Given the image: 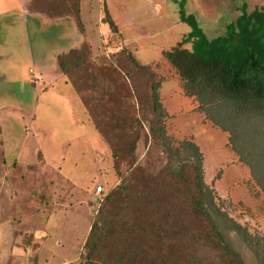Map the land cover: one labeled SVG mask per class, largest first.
<instances>
[{
    "label": "rangeland",
    "instance_id": "374dc122",
    "mask_svg": "<svg viewBox=\"0 0 264 264\" xmlns=\"http://www.w3.org/2000/svg\"><path fill=\"white\" fill-rule=\"evenodd\" d=\"M180 1L80 0L79 44H86L95 63L125 52L139 65H150L161 81L166 134L178 143L192 139L203 155L205 187L223 201L228 217L264 238V197L228 150L227 135L196 111L163 58L190 32L179 19ZM184 1L185 15L195 19L208 40L223 36L243 5L248 13L264 6V0ZM19 11L0 0V264L15 254L27 264H100L86 259L85 244L101 205L120 181L110 150L80 98L60 70L49 66L50 53L66 46L68 25L72 39L76 37L75 21L67 17L64 24H51L40 16L24 23L25 12ZM33 63H48L49 68L42 76L29 71V86L24 78ZM126 150L135 151L133 171L162 166L164 155L145 121L135 148ZM223 234L245 264H254L241 238Z\"/></svg>",
    "mask_w": 264,
    "mask_h": 264
},
{
    "label": "trees",
    "instance_id": "16d2710c",
    "mask_svg": "<svg viewBox=\"0 0 264 264\" xmlns=\"http://www.w3.org/2000/svg\"><path fill=\"white\" fill-rule=\"evenodd\" d=\"M79 2L31 0L27 10L51 21L74 18L78 28ZM184 6L181 0L179 19L190 32L163 58L196 111L227 135L228 150L264 197V6L248 13L243 5L224 35L213 40L185 15ZM80 46L58 54L57 67L108 146L120 181L100 207L85 244L86 259L100 264H245L225 239L228 231L241 238L254 264H264V238L230 219L221 211V200L205 187L199 147L192 139L178 143L166 134L161 81L150 65H139L125 52L95 63L86 44ZM143 121L164 156L161 167L133 171L135 151L126 149L135 148Z\"/></svg>",
    "mask_w": 264,
    "mask_h": 264
},
{
    "label": "crops",
    "instance_id": "0c3cea01",
    "mask_svg": "<svg viewBox=\"0 0 264 264\" xmlns=\"http://www.w3.org/2000/svg\"><path fill=\"white\" fill-rule=\"evenodd\" d=\"M6 1H8L10 3V6L12 7V9L14 8V9H16L18 11L20 10L21 12H25L24 13L25 16H22V19H23V22L24 23L32 22L34 20H37L40 17V15H38V14H33V13L28 12V10H27L26 7H27L28 3L31 0H6ZM41 17L42 18L40 20H44L45 22H46V20L51 21L49 19H45V17H43V16H41ZM63 21H64L63 19L55 20V21H51V24H59V23H62ZM62 24H64V23H62ZM71 30H72V27L70 28L69 25H68V28H67V31H66L65 37H64V39H66V41H67L66 46H64L65 48H63L64 50H61L58 53H56V50H54V52H51L50 53L49 60L51 58V60H52L53 63L50 64L49 66L50 67H53L52 68L53 69L52 71L58 70L57 61H56V55L65 53V52H67V51H69L71 49H75V48H78L80 46V44H79L81 42L80 39H82L83 37L81 36V34H79V30L76 27L75 28V31H74V32H76V37L74 39H72V37H71ZM70 43H72V44L75 43V44H74V46H71L69 48ZM47 64L48 63H46V64L33 63L32 64V67H27V69H26V71H27V77H25L24 79L26 80V82L28 83L29 86H30L29 83L30 82H33V79L31 81V77H30L31 75H33V74H39V75L42 76V74L45 75V74L48 73V71H45L44 72V70H46L47 68H49V67H47ZM29 71H31V75L28 74ZM39 71H41V72H39ZM32 90H34V88H32ZM39 91H44V89H42V90L39 89ZM15 163H17V162L15 161ZM1 164H3L4 167L6 166L4 160L1 162ZM9 168H10L11 171L14 170V165H12V167H9ZM12 252L13 251L11 250V253ZM17 256H19V255L18 254H15L14 257H10V259L8 261H6L4 263H1V264H27V263L21 262V260H18L17 259ZM57 264H67V262H61V263H57Z\"/></svg>",
    "mask_w": 264,
    "mask_h": 264
},
{
    "label": "water",
    "instance_id": "95a60500",
    "mask_svg": "<svg viewBox=\"0 0 264 264\" xmlns=\"http://www.w3.org/2000/svg\"><path fill=\"white\" fill-rule=\"evenodd\" d=\"M229 217H230V219H232L233 221H235L236 224H238V225H240L242 228H244V225L242 224L241 221L236 220V219H235L234 217H232V216H229Z\"/></svg>",
    "mask_w": 264,
    "mask_h": 264
},
{
    "label": "flooded vegetation",
    "instance_id": "af4514ba",
    "mask_svg": "<svg viewBox=\"0 0 264 264\" xmlns=\"http://www.w3.org/2000/svg\"><path fill=\"white\" fill-rule=\"evenodd\" d=\"M221 202L223 203V201H221ZM222 209H223V208H222ZM222 209H221V211L224 212L225 210H224V209L222 210ZM251 235H254V234H251Z\"/></svg>",
    "mask_w": 264,
    "mask_h": 264
}]
</instances>
